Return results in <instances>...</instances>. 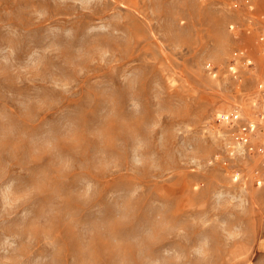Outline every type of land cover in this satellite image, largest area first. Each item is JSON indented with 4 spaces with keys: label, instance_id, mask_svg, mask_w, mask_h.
I'll list each match as a JSON object with an SVG mask.
<instances>
[{
    "label": "rangeland",
    "instance_id": "obj_1",
    "mask_svg": "<svg viewBox=\"0 0 264 264\" xmlns=\"http://www.w3.org/2000/svg\"><path fill=\"white\" fill-rule=\"evenodd\" d=\"M262 93L264 0H0V264H247Z\"/></svg>",
    "mask_w": 264,
    "mask_h": 264
},
{
    "label": "crops",
    "instance_id": "obj_2",
    "mask_svg": "<svg viewBox=\"0 0 264 264\" xmlns=\"http://www.w3.org/2000/svg\"><path fill=\"white\" fill-rule=\"evenodd\" d=\"M249 259L247 264H264V213H262L260 230Z\"/></svg>",
    "mask_w": 264,
    "mask_h": 264
},
{
    "label": "built area",
    "instance_id": "obj_3",
    "mask_svg": "<svg viewBox=\"0 0 264 264\" xmlns=\"http://www.w3.org/2000/svg\"><path fill=\"white\" fill-rule=\"evenodd\" d=\"M262 95H264V93H262ZM262 102H264V97H262ZM220 119L230 125H235V122L239 121V117L237 114L224 115L220 117ZM237 129H238L239 135L236 136V138H237V142L240 144H245L248 140V135L254 131V128L248 125L238 126Z\"/></svg>",
    "mask_w": 264,
    "mask_h": 264
}]
</instances>
